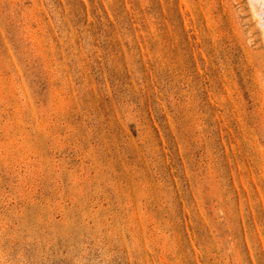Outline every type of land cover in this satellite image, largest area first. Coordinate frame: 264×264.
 <instances>
[{"label": "rangeland", "instance_id": "1", "mask_svg": "<svg viewBox=\"0 0 264 264\" xmlns=\"http://www.w3.org/2000/svg\"><path fill=\"white\" fill-rule=\"evenodd\" d=\"M253 1L0 0V264H264Z\"/></svg>", "mask_w": 264, "mask_h": 264}, {"label": "bare ground", "instance_id": "2", "mask_svg": "<svg viewBox=\"0 0 264 264\" xmlns=\"http://www.w3.org/2000/svg\"><path fill=\"white\" fill-rule=\"evenodd\" d=\"M250 2H251V0H250ZM253 2H255L256 3V6H257V8L259 9L258 11H260L261 12V14H262V22H263V28H264V0H254ZM253 4V3H252ZM255 7V6H254ZM256 10V9H255ZM257 11V10H256ZM259 15V14H258ZM256 16H257V13H256ZM255 16V17H256ZM257 17H259V16H257ZM260 17H261V15H260ZM259 17V18H260ZM260 20V21H261ZM257 22H259V21H257ZM260 24V23H259ZM264 30V29H263ZM263 40H264V34H263V38H262Z\"/></svg>", "mask_w": 264, "mask_h": 264}]
</instances>
